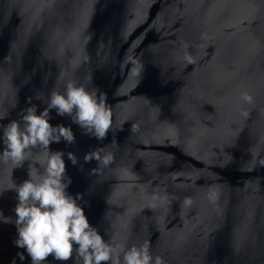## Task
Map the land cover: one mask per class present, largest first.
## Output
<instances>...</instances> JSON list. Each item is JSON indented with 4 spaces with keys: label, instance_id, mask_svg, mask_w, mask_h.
Here are the masks:
<instances>
[{
    "label": "water",
    "instance_id": "95a60500",
    "mask_svg": "<svg viewBox=\"0 0 264 264\" xmlns=\"http://www.w3.org/2000/svg\"><path fill=\"white\" fill-rule=\"evenodd\" d=\"M69 82L104 94L112 111L102 141L50 113L75 136L50 145L64 153L66 191L105 240L147 242L165 264H264V0H0V136ZM97 148L114 161L96 175L84 156ZM31 164L0 159V212L11 218L0 219V264H32L15 244L18 193L8 189L30 179ZM157 190L167 203L151 199Z\"/></svg>",
    "mask_w": 264,
    "mask_h": 264
},
{
    "label": "clouds",
    "instance_id": "9594fccd",
    "mask_svg": "<svg viewBox=\"0 0 264 264\" xmlns=\"http://www.w3.org/2000/svg\"><path fill=\"white\" fill-rule=\"evenodd\" d=\"M184 47L187 49V45ZM184 58L189 64L196 63V58L187 52ZM126 63L132 64L129 74L138 77L143 69L140 62L129 57ZM240 100L246 104L254 102L248 92L242 93ZM52 110H56L60 116H70L86 134L101 141L106 139L112 125V111L106 104L104 94L98 97L97 91H88L83 85L69 82L63 94H51L48 106L42 112L38 113L35 107H31L22 117V123L11 121L3 127L0 140L4 149L0 159L11 161L15 167L22 166L24 161H32L30 179L19 186L13 183L8 188L18 193L19 203L15 207L18 239L15 244L26 249L32 264H44L49 256H54L58 261L75 257L76 264H165L162 256L151 253L147 242L127 247L105 240L90 224L77 198L67 193L71 179L66 174L64 153L51 151L50 145L59 143L62 138L69 144L74 143L75 136L70 127L50 123ZM240 114L245 119L249 115L243 109ZM37 148L45 154V158L33 161L32 150ZM102 153L103 149L97 148L84 156L85 163L98 162V167L91 170L92 174L97 175L114 161L111 153ZM67 155L73 165L78 163L75 154L69 152ZM173 179L178 177L173 176ZM208 195L209 200L215 203L217 194L210 191ZM151 199L161 204L168 202V196H161L158 190L152 193ZM191 205V198H185L182 202V207ZM0 219L5 223L11 222V218L4 217L2 212ZM18 256L21 261L25 259L23 252ZM13 264H16L15 260Z\"/></svg>",
    "mask_w": 264,
    "mask_h": 264
}]
</instances>
